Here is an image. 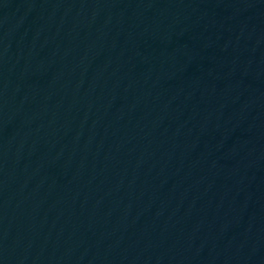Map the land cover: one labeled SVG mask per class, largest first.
<instances>
[{
	"label": "water",
	"instance_id": "1",
	"mask_svg": "<svg viewBox=\"0 0 264 264\" xmlns=\"http://www.w3.org/2000/svg\"><path fill=\"white\" fill-rule=\"evenodd\" d=\"M0 264H264V0H0Z\"/></svg>",
	"mask_w": 264,
	"mask_h": 264
}]
</instances>
